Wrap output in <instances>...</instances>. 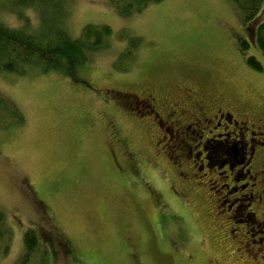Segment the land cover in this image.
<instances>
[{
    "label": "rangeland",
    "instance_id": "374dc122",
    "mask_svg": "<svg viewBox=\"0 0 264 264\" xmlns=\"http://www.w3.org/2000/svg\"><path fill=\"white\" fill-rule=\"evenodd\" d=\"M56 20L74 37L107 25L111 46L82 68L80 83L38 69L0 73V93L25 117L0 130V207L13 232L0 264H16L29 229L46 264H264L220 232L209 194L183 195L139 114L119 104V92L196 87L264 106V53L242 49L249 34L237 5L159 0L121 16L108 0H0V21L11 27L38 31ZM133 36L139 46L121 57Z\"/></svg>",
    "mask_w": 264,
    "mask_h": 264
},
{
    "label": "flooded vegetation",
    "instance_id": "af4514ba",
    "mask_svg": "<svg viewBox=\"0 0 264 264\" xmlns=\"http://www.w3.org/2000/svg\"><path fill=\"white\" fill-rule=\"evenodd\" d=\"M174 92L154 89L142 98L119 92V104L139 114L183 195L209 194L206 205L220 232L237 251L264 260V106L196 87Z\"/></svg>",
    "mask_w": 264,
    "mask_h": 264
},
{
    "label": "trees",
    "instance_id": "16d2710c",
    "mask_svg": "<svg viewBox=\"0 0 264 264\" xmlns=\"http://www.w3.org/2000/svg\"><path fill=\"white\" fill-rule=\"evenodd\" d=\"M27 2L28 0H23ZM119 15H129L141 10L149 2L159 0H108ZM243 14L249 38L243 40L242 49L246 51L254 44L264 53V20L258 16L264 5V0H232ZM63 21L45 23L38 31L27 27H11L0 21V73H15L24 76L31 69L44 73L56 72L77 83L82 82L81 70L90 64L100 52L111 46L112 30L107 25H86L80 36H72ZM49 25V26H48ZM47 27V29H45ZM133 36L127 41L125 49L119 55L130 59L132 48L138 47ZM130 55V56H128ZM248 64L257 70H262V63L255 57L248 58ZM119 70H126V65H119ZM24 114L15 101L0 93V130L11 125H22ZM13 239V232L7 222V215L0 207V251L7 254ZM40 240L33 229L25 232L24 251L16 264H39L48 262V254L41 251Z\"/></svg>",
    "mask_w": 264,
    "mask_h": 264
}]
</instances>
